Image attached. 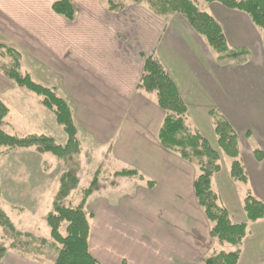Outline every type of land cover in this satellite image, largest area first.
Here are the masks:
<instances>
[{
  "label": "crops",
  "instance_id": "0c3cea01",
  "mask_svg": "<svg viewBox=\"0 0 264 264\" xmlns=\"http://www.w3.org/2000/svg\"><path fill=\"white\" fill-rule=\"evenodd\" d=\"M54 1L0 0V45L21 51V56L34 59L42 72L59 77L80 132L96 149H105L110 161L122 165L118 172L135 169L154 182V187L148 188L138 179L120 178L115 186L93 193L96 201L89 203L92 195L86 204H92L94 215L91 254L101 264H203L204 258L216 252L217 242L195 197L198 171L165 150L158 140L165 113L156 96L138 91L144 69L142 55H153L163 64L185 102L189 95L192 105L188 109L199 107L205 99L224 98L230 87L225 79L232 71L224 74L220 83L213 63L192 60L201 36L179 14L160 18L133 2L125 4L121 13H112L104 0H72L78 16L69 23L54 13ZM206 4L204 12L220 22L229 45L246 47L250 58L259 59L244 71L241 67L250 59L242 66H232L246 79L258 68L249 79L262 83L264 41L260 34L264 31L243 12L219 3ZM253 83L233 92L227 104L220 102L218 110L235 130L239 123L240 131L253 135L264 151V110L258 108L264 107V86L253 98L257 87ZM214 141L218 146L217 138ZM254 149L248 150L247 162L242 151L240 159L248 172L247 185L254 182L255 197L264 202V161L256 160ZM105 165L101 163L98 169L102 171ZM220 174L213 181H218L221 189ZM232 181L229 169L231 188ZM245 220L246 214L239 223ZM0 264L53 262L9 251Z\"/></svg>",
  "mask_w": 264,
  "mask_h": 264
},
{
  "label": "trees",
  "instance_id": "16d2710c",
  "mask_svg": "<svg viewBox=\"0 0 264 264\" xmlns=\"http://www.w3.org/2000/svg\"><path fill=\"white\" fill-rule=\"evenodd\" d=\"M135 5L145 6L154 15L165 18L179 14L185 18L191 28L201 36L208 46L215 51L219 62H232L237 66L248 63L250 51L246 47L233 48L229 45L220 22L207 12L200 10L194 0H133ZM207 3H219L230 10H237L249 16L252 23L264 31V0H204ZM106 9L112 13H121L125 9L122 0H104ZM52 10L69 23H74L78 16V8L72 0H55ZM2 55L12 60L11 65L0 64V72L18 87L28 90L43 98V105L56 118L57 124L67 136L65 145H58L52 137L30 135L18 137L7 134L3 130L5 119L9 114L8 107L0 100V155L5 151L36 148L41 154H52L65 160L81 153L78 138L79 128L74 111L69 102L58 96L51 88L42 86L26 74H22L21 53L13 48L0 45ZM144 69L138 84V91L154 93L159 108L165 113L162 126L158 132L161 146L185 162L195 166L198 175L194 180V193L197 202L210 223V235L219 244L236 247L234 251H216L203 259V264H239L241 245L248 236L247 223H235L229 211L221 206L219 194L214 190L213 179L222 170L221 155L211 143L198 133L191 131L187 124L188 106L170 73L153 55H142ZM214 119V131L218 147L232 160L230 177L234 182L247 185L248 172L240 159V139L229 120L218 109L210 111ZM255 158L264 161V151L256 149ZM101 177L99 168L84 191V198L79 206H67L72 193L80 184L77 171L63 173L60 188L53 202L52 211L45 220L50 228L51 240L39 239L31 233L18 231L0 206V226L11 240L9 246L0 242V263L9 251L25 258L46 261L44 248L50 247L56 255L51 258L53 264H101L90 251L91 221L93 213L86 210L89 198L95 192ZM115 179L130 178L146 182L149 188L154 182L147 180L135 169H125L114 174ZM115 186L116 183H112ZM249 222L264 220V202L250 193L245 199L243 208ZM30 240V241H29ZM32 241L39 242L33 245ZM43 245L44 248H40ZM48 261V260H47Z\"/></svg>",
  "mask_w": 264,
  "mask_h": 264
},
{
  "label": "rangeland",
  "instance_id": "374dc122",
  "mask_svg": "<svg viewBox=\"0 0 264 264\" xmlns=\"http://www.w3.org/2000/svg\"><path fill=\"white\" fill-rule=\"evenodd\" d=\"M194 1L200 10H206L208 4H206L204 0ZM130 2L134 1L123 0L124 5ZM169 31L170 28L167 32L169 33ZM259 31L260 30H258V32ZM182 32L183 31H181V33ZM260 35L264 41V32ZM195 48L192 60H198L199 58L200 60L204 59L208 63H213L219 74L218 80L220 83L224 82V74L228 73L229 70L232 71L231 76L225 79V81L227 80L230 83V87H227L224 91L227 93L226 96L224 98H218V101L214 100V98H210L209 100L205 99L199 107L194 109L193 107L189 108L187 124L192 132L198 133L209 140L213 147L219 151L221 155L220 164L222 167L219 176L221 189L219 188L218 181H213V187L219 194L221 206L229 211L235 223H239L245 219L243 208L246 197L249 193L253 196H257V188L254 182L249 185H244L232 181L233 184H230L232 188L229 186V169L232 160L214 141V139L217 138L214 131V119L209 113L214 108L221 109L218 105L220 102L227 104L228 98L231 99V94L233 92H239L241 90L240 88L244 87L247 83L252 84L253 82L250 81L249 77L251 74H256L255 70L258 68H254L246 79L244 75L238 73L239 68L232 66V62H219L217 54L208 46L203 38L200 37ZM24 55L22 54L20 59L21 73L24 75L28 74L34 82L51 88L58 96L68 101V98L62 90L61 80L58 79L59 77L42 72L39 69L40 66L34 63V59L27 57L26 54ZM185 59L187 60V58ZM250 61L249 64L241 67L243 71L255 65L254 57L250 58ZM258 61L259 59L257 58L255 63ZM11 62L12 60L6 55H2L0 51V64L9 66ZM229 64L231 66H227ZM213 79L217 80L215 76ZM254 85L257 87L254 88L253 98L258 96V92H261L264 81ZM150 95L155 98L154 93ZM188 97L189 95H187L186 102L189 107V104L192 105V103ZM247 98H251V96ZM0 100L9 109V114L3 125V130L7 134L18 137L45 135L52 137L58 145L66 144L67 136L57 124L53 113L43 105V98L26 89L18 87L1 72ZM68 102L71 105V102ZM252 107L253 106L250 108ZM258 108L264 110V107ZM235 124L240 139V150L243 153L242 158L244 162H247V157L250 154L248 150L250 148L262 149V147L259 146V141L255 139L253 135L251 136L249 132H246L248 135H245V132L240 131L241 129L238 127L240 126L239 123ZM242 125L243 123H241V127ZM78 138L81 144V153L79 155L70 156L65 160H61L49 153L41 154L37 152L36 148L5 151L0 155V206L18 231L22 233H31L36 239L51 240L50 228L45 218L53 209V202L60 188V178L65 172L75 169L80 179L78 189L65 201V205L73 207L79 206L82 202L84 191L91 185L101 163L106 162V165L101 171L100 181L95 188V192L100 193L106 187H111L112 183H118L120 181L114 178V174L121 170L120 168H122V165L117 161H110L106 150L102 148L96 149L95 145L93 146L94 143L85 136L84 133H81L80 130ZM94 201H96V198L93 195L89 203L93 204ZM92 204L91 207H86L87 211L90 212L92 210ZM240 215L244 216V219H242ZM188 218H190L189 221L191 222L192 218L190 216ZM92 223L93 221H91V224ZM244 223L248 225V236L241 245L242 255L239 264H264V220L256 223L245 220ZM0 242L7 246H9L11 242L5 235L4 228L1 226ZM32 243L33 245L40 244L34 241H32ZM40 248H44L43 245H41ZM215 250L229 252L236 250V247L227 244H219L217 242ZM44 251L46 254L43 258L48 261L57 254L55 250L50 251V247L48 246L44 248ZM11 253L15 254L13 251H11Z\"/></svg>",
  "mask_w": 264,
  "mask_h": 264
}]
</instances>
